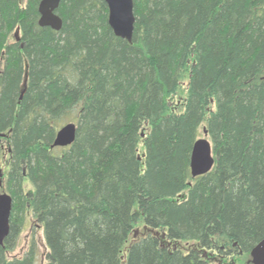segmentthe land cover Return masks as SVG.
Wrapping results in <instances>:
<instances>
[{"label": "trees", "instance_id": "16d2710c", "mask_svg": "<svg viewBox=\"0 0 264 264\" xmlns=\"http://www.w3.org/2000/svg\"><path fill=\"white\" fill-rule=\"evenodd\" d=\"M40 2L0 0V264H34V240L9 257L28 219L46 264L249 256L264 240V0H133L132 44L104 0H60L58 32L38 26ZM71 121L73 144L53 147ZM200 129L215 164L192 178Z\"/></svg>", "mask_w": 264, "mask_h": 264}, {"label": "water", "instance_id": "95a60500", "mask_svg": "<svg viewBox=\"0 0 264 264\" xmlns=\"http://www.w3.org/2000/svg\"><path fill=\"white\" fill-rule=\"evenodd\" d=\"M108 9V25L117 38L132 44L135 15L133 0H104ZM60 0H41L38 13V26L50 28L53 31L62 29V20L56 14ZM206 136V130H203ZM76 135V125L68 123L61 127L56 133L53 147L65 148L73 144ZM211 143L206 138L198 139L192 148L190 157V175L197 178L208 174L214 167ZM12 209V199L6 194H0V246L8 237L10 226V214ZM251 264H264V240L259 242L250 252Z\"/></svg>", "mask_w": 264, "mask_h": 264}, {"label": "rangeland", "instance_id": "374dc122", "mask_svg": "<svg viewBox=\"0 0 264 264\" xmlns=\"http://www.w3.org/2000/svg\"><path fill=\"white\" fill-rule=\"evenodd\" d=\"M11 37H13V34ZM186 85H187V81L185 80L182 83L178 94L175 97H172L171 100L169 101L170 103L169 111L170 109L172 110L173 105H179L181 98L185 97ZM69 123L76 124V121H71ZM198 137L199 139L206 138L208 140V138L204 135L202 129H200ZM138 153L140 157L143 155V144L142 143L139 145ZM144 234H145V231L142 225L136 227L133 232V236L130 239V242H132L134 239L139 238L141 235H144ZM33 240L35 243L34 264H46V254L48 250H47V246L44 240L43 231L39 225L33 223L30 219H28V222L26 223L23 231L21 232L17 240L16 246L14 250L9 254V257L18 258V257L24 256L28 252ZM193 247L195 246L192 243H183V242L172 243V248H175V249L177 248L183 253L189 251ZM216 257L217 256L214 255V256L207 257V258L208 260L217 262L219 264H251L250 257L245 256V255L233 256V257L224 258L221 260H219Z\"/></svg>", "mask_w": 264, "mask_h": 264}]
</instances>
